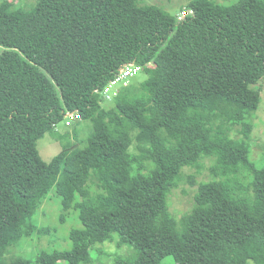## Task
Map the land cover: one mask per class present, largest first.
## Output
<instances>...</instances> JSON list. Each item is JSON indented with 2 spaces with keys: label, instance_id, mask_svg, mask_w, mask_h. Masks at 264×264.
<instances>
[{
  "label": "trees",
  "instance_id": "obj_1",
  "mask_svg": "<svg viewBox=\"0 0 264 264\" xmlns=\"http://www.w3.org/2000/svg\"><path fill=\"white\" fill-rule=\"evenodd\" d=\"M183 10L193 13L179 20L139 0H37L25 13L0 2V264L90 263L92 246L115 234L135 251L114 264H264V166L248 141L261 102L253 85L264 77V0H189ZM130 62L155 66V90L123 85L104 108L102 91ZM68 111L93 128L82 147L45 161L38 140ZM238 124L243 137L233 138ZM206 157L214 177L178 220L170 194ZM53 188L82 224L69 231L72 247L7 261L5 229L33 221ZM49 233L21 226L22 237Z\"/></svg>",
  "mask_w": 264,
  "mask_h": 264
},
{
  "label": "rangeland",
  "instance_id": "obj_2",
  "mask_svg": "<svg viewBox=\"0 0 264 264\" xmlns=\"http://www.w3.org/2000/svg\"><path fill=\"white\" fill-rule=\"evenodd\" d=\"M3 0H0L2 2ZM15 9L25 11L34 7L37 0H11ZM143 4H155L162 9L170 12L177 17L182 12V7H186L189 0H139ZM224 4H230L237 0H217ZM5 48L0 45V54ZM159 80V72L151 63L141 66L135 75L131 76L128 84H134L152 93ZM123 84L118 83L113 89L117 92L122 89ZM253 88L259 89L261 102L258 110L254 113L252 122L254 124L251 136L248 138L250 143L251 159L255 162L256 167L261 169L264 166V77ZM113 99L102 103L104 108L114 106ZM70 116H65L56 125L55 134L46 133L44 137L38 140V150L45 161H50L55 155L65 152L71 153L85 144V140L93 128L91 119H73L71 124H67ZM229 134L233 138L243 137L240 132L241 125H232ZM132 149L135 151V147ZM202 167L186 166L183 169V178L179 185L172 190L169 198L170 210L181 220L184 215L190 213L195 206V194L198 190L199 183L214 177L212 167L216 164L215 157H206L201 161ZM194 175L196 183L190 181V176ZM95 181V180H94ZM90 182H93L90 181ZM93 191L98 189L96 182L92 185ZM63 215L65 219L62 221ZM33 221L28 222L21 218L11 226L5 229L8 236L7 241L2 246V254L9 261L15 255H25L35 257L38 252L45 249H69L72 243L68 238L69 231L74 227L82 226L77 212L73 209L64 211L61 205V198L56 194L55 188L49 194L44 204L33 215ZM37 223L40 226H50L51 233L44 235L41 239L36 236L22 237L21 226L28 223ZM119 235L115 234L114 240L97 242L91 248L92 261L84 264H114L118 257H128L134 249L129 244H118ZM132 249V250H131ZM135 251V249H134ZM174 259L168 256L162 264H173ZM59 264H68L61 261ZM247 264H256L254 260H249Z\"/></svg>",
  "mask_w": 264,
  "mask_h": 264
},
{
  "label": "built area",
  "instance_id": "obj_3",
  "mask_svg": "<svg viewBox=\"0 0 264 264\" xmlns=\"http://www.w3.org/2000/svg\"><path fill=\"white\" fill-rule=\"evenodd\" d=\"M193 10H183L181 14L177 17L179 20L185 18L187 14H192ZM141 69V66L138 65L136 62H130L125 64L120 69L119 75L115 79H113L102 91V94L106 100H111L113 97L119 92H113V89H115L116 85L118 83H122L123 85H127L128 81L131 76L135 75L136 71ZM66 116H70L69 120L67 121V124H71V120L73 119H81L82 116L75 112V111H68Z\"/></svg>",
  "mask_w": 264,
  "mask_h": 264
}]
</instances>
